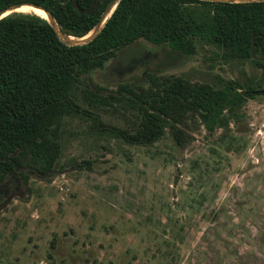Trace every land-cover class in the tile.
<instances>
[{
    "label": "rangeland",
    "instance_id": "rangeland-1",
    "mask_svg": "<svg viewBox=\"0 0 264 264\" xmlns=\"http://www.w3.org/2000/svg\"><path fill=\"white\" fill-rule=\"evenodd\" d=\"M204 50L137 39L88 76L105 93L145 84L146 72L259 76L248 59H204ZM113 104L94 113L122 125ZM243 110L222 139L220 128H190L185 147L168 135L127 143L90 117H66L51 174L29 176L0 208V264H264V93Z\"/></svg>",
    "mask_w": 264,
    "mask_h": 264
},
{
    "label": "trees",
    "instance_id": "trees-1",
    "mask_svg": "<svg viewBox=\"0 0 264 264\" xmlns=\"http://www.w3.org/2000/svg\"><path fill=\"white\" fill-rule=\"evenodd\" d=\"M0 0L42 6L60 31L85 34L108 0ZM144 39L173 50L224 61L248 59L259 76L223 78L216 83L180 74L146 72V83L116 82L106 88L88 74L115 51ZM264 84V0H118L87 42L69 44L35 13L0 17V180L12 173L27 187L29 176L50 175L61 153L66 117L82 114L109 135L131 144H151L163 135L185 147L190 128H220L222 139L244 116L248 98ZM264 93V92H263ZM118 103L123 124L104 123L94 112ZM89 167V161H85ZM53 243V241L51 242Z\"/></svg>",
    "mask_w": 264,
    "mask_h": 264
},
{
    "label": "water",
    "instance_id": "water-1",
    "mask_svg": "<svg viewBox=\"0 0 264 264\" xmlns=\"http://www.w3.org/2000/svg\"><path fill=\"white\" fill-rule=\"evenodd\" d=\"M117 1L118 0H108L107 3L105 4L104 8L102 9L96 23L85 34H83L81 36H77V37L66 35L62 31H60V29L58 28L53 16L51 15V13L48 10H46L45 8H43L42 6L34 4V3L17 2V3L10 4L8 6H5L3 8H0V17L10 13L12 10H14L15 7L20 6L22 4L32 5L34 7L42 9L45 12L46 16L44 18L50 23V25L53 27L56 34L64 42L69 43V44H80V43L87 42L89 39H91L99 31V29L103 25L105 19L108 17V15L110 14L111 10L113 9V7L115 6ZM209 1H228V2L240 1V2H243V1H261V0H209ZM94 3H95V0H92L89 9L93 6ZM72 4H73L74 8L79 11V8H78L75 0H72ZM261 91L264 92V84L261 88Z\"/></svg>",
    "mask_w": 264,
    "mask_h": 264
},
{
    "label": "flooded vegetation",
    "instance_id": "flooded-vegetation-1",
    "mask_svg": "<svg viewBox=\"0 0 264 264\" xmlns=\"http://www.w3.org/2000/svg\"><path fill=\"white\" fill-rule=\"evenodd\" d=\"M22 180L15 174H8L6 178L0 180V208L7 204L14 195H19L22 191Z\"/></svg>",
    "mask_w": 264,
    "mask_h": 264
},
{
    "label": "bare ground",
    "instance_id": "bare-ground-1",
    "mask_svg": "<svg viewBox=\"0 0 264 264\" xmlns=\"http://www.w3.org/2000/svg\"><path fill=\"white\" fill-rule=\"evenodd\" d=\"M14 10L21 11V12L35 13L41 17L46 16L45 12L42 9H39L37 7L28 5V4H22L20 6H17L14 8Z\"/></svg>",
    "mask_w": 264,
    "mask_h": 264
}]
</instances>
